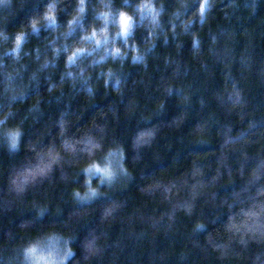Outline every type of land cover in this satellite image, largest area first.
Returning a JSON list of instances; mask_svg holds the SVG:
<instances>
[{
	"label": "trees",
	"instance_id": "trees-1",
	"mask_svg": "<svg viewBox=\"0 0 264 264\" xmlns=\"http://www.w3.org/2000/svg\"><path fill=\"white\" fill-rule=\"evenodd\" d=\"M46 2L22 0L23 7L8 28L26 22ZM180 2L163 0L166 27L167 14ZM183 2L186 18L201 7L202 0ZM64 3L70 6V0ZM203 3L211 4L204 8L206 19L192 25L200 35L199 56L192 55L189 36L177 38L182 41L179 48L170 36L167 44L157 41L147 69L128 68L121 94L101 82L91 97L66 88L57 102L54 94L47 93L43 77L38 90H29L25 101L38 91L42 114L26 129L25 142L49 126L54 133L55 119L67 109L73 128L107 122L109 140L125 146L130 176L96 200L77 203L71 189L82 176L65 165L16 195L9 191L8 177L28 153L23 145L15 155L0 148V264H14L20 243L53 226L71 237L74 254L67 264H264V244L241 247L233 242L221 256L217 245L223 237L216 219L220 213L210 197L198 201L189 215L164 191L165 185L199 166L209 175L222 173L214 188L223 194L231 180H239L241 170L247 173L264 164V0ZM60 60L62 64V56ZM60 71L58 66L51 73L52 81H58ZM168 81L182 92L166 96L162 88ZM233 83L239 98L228 96ZM184 93L187 101L181 99ZM160 100L163 109L154 111ZM149 112L157 134L151 144L134 150L129 136ZM50 135L43 137L44 142ZM37 205L47 206L43 215L36 214ZM110 206L114 210L105 215ZM197 218L205 220V229H194ZM93 237L94 245L85 248L84 241Z\"/></svg>",
	"mask_w": 264,
	"mask_h": 264
},
{
	"label": "clouds",
	"instance_id": "clouds-1",
	"mask_svg": "<svg viewBox=\"0 0 264 264\" xmlns=\"http://www.w3.org/2000/svg\"><path fill=\"white\" fill-rule=\"evenodd\" d=\"M21 7L22 0H0V148L15 155L23 145L28 153L10 172L9 191L22 195L57 169L70 165L82 176L81 183L71 189V197L77 203H90L130 176L124 144L109 140L107 122L94 121L90 126L73 128L67 109L55 119L54 133L49 126L25 142L26 129L42 114L38 91L25 101L29 90H38L43 77L47 93L54 94L57 102L66 95V88L91 97L101 82L105 88L111 84L121 94L128 68L147 69L158 40L167 44L171 36L179 48L182 41L177 38L187 35L192 55L199 56L200 35L192 30V25L206 19L204 8L210 9L211 4L204 5L202 0L201 7L185 18L187 5L181 0L167 14L166 27L163 0H70V6L64 0H47L42 10L28 16L26 22L8 28ZM164 62L168 64L170 59L166 57ZM58 66L61 71L54 82L51 73ZM162 90L166 96L182 92L172 81L166 82ZM228 96L239 98L235 83ZM181 99L187 101L188 94L184 93ZM163 107L164 101L160 100L154 111ZM151 115L143 114L129 136L134 150L151 144L157 134ZM47 134H51L50 138L44 142ZM221 176L219 171L209 175L196 166L183 179L165 185L164 191L175 200L178 209L189 215L198 201L211 198L220 213L216 219L223 237L217 245L221 256L227 254L226 249L233 242L241 247L264 244V164L247 173L241 170L239 180H231L223 194L214 188ZM46 207L37 205L36 214L43 215ZM113 210L112 206L107 207L104 214ZM205 228L203 218L195 219L196 231ZM94 243L95 237L85 240L84 247ZM73 254L69 234L53 226L20 243L13 262L67 264Z\"/></svg>",
	"mask_w": 264,
	"mask_h": 264
}]
</instances>
